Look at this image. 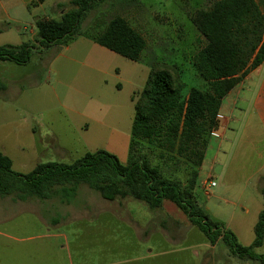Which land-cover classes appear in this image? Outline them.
<instances>
[{"label": "rangeland", "instance_id": "1", "mask_svg": "<svg viewBox=\"0 0 264 264\" xmlns=\"http://www.w3.org/2000/svg\"><path fill=\"white\" fill-rule=\"evenodd\" d=\"M71 0H0V47L35 45V22L41 17L58 18L69 9ZM212 1V0H211ZM210 0H105L96 3L81 24V31L97 35L108 21L122 17L145 40L146 46L137 61L127 60L93 42L72 40L68 48L52 46L34 50L26 65L0 62V151L12 163V171L26 175L38 163L71 164L86 153L106 152L125 165L128 162L130 128L134 100L142 90L150 67L155 63L175 64L181 70L182 94L190 89L207 91V84L193 67L196 53L205 45L189 16L207 9ZM248 130L233 138L219 140V153L205 155L194 167L184 156L174 152L161 154L157 140L141 141L138 155L150 157L166 179L187 185L196 171L194 199L208 216L226 227L249 246L253 229L249 226L262 207V197L254 188L259 164L255 153L264 151V130ZM226 135L231 136L227 130ZM225 136V138H228ZM211 135L207 137V142ZM217 139V137H216ZM212 147L214 143L209 141ZM243 170L234 174V168ZM250 176V178H249ZM215 183L214 187L210 185ZM80 186L70 200L79 221L71 226L62 222L58 199H29L19 202L13 196L0 198V264H8L3 253H59L61 238L48 234L66 232L64 253H136L130 234L108 227L88 225L86 213L106 210V214L128 216L132 212H153L161 225L160 237H154L149 249L173 253L162 264H256L230 254L222 241L208 247L205 235L192 226L173 204L164 202L159 210L150 211L132 199L103 200L96 192ZM128 208V209H127ZM247 209V211H245ZM61 217V219L59 218ZM52 229V230H51ZM249 234L251 241L249 242ZM173 240L168 244L165 237ZM64 244H66L64 242ZM255 253L264 256V241ZM3 262V263H1Z\"/></svg>", "mask_w": 264, "mask_h": 264}, {"label": "trees", "instance_id": "2", "mask_svg": "<svg viewBox=\"0 0 264 264\" xmlns=\"http://www.w3.org/2000/svg\"><path fill=\"white\" fill-rule=\"evenodd\" d=\"M43 2L44 0H39ZM105 0H71L58 18L41 17L35 22L36 43L1 46L0 62L26 65L31 54L52 46H66L84 35L98 46L127 60L137 61L146 42L125 19L115 16L97 35L81 31L83 19L96 3ZM207 9L195 10L189 19L205 45L196 53L193 67L208 90L196 88L182 94L181 70L175 64L155 63L134 101L127 164L106 152L86 153L71 164L38 163L31 172L12 171L11 160L0 151V198L16 201L58 199L70 204L80 186L96 192L103 200L132 199L155 211L164 202L173 204L202 232L213 246L219 240L240 260L264 264L255 249L264 241V183L260 187L263 209L253 227L249 246L238 243L223 224L212 220L194 199L196 171L183 186L166 179L150 157L138 155L140 142L157 140L161 154L174 152L202 164L207 137L218 128L222 99L264 62V13L254 0H210ZM0 85V91L3 90Z\"/></svg>", "mask_w": 264, "mask_h": 264}, {"label": "crops", "instance_id": "3", "mask_svg": "<svg viewBox=\"0 0 264 264\" xmlns=\"http://www.w3.org/2000/svg\"><path fill=\"white\" fill-rule=\"evenodd\" d=\"M258 5L262 13H264V0H254ZM84 33V32H83ZM84 39L88 42H92L84 35L76 37L77 39ZM73 42V41H72ZM71 42V43H72ZM63 46L64 49L68 48L71 44ZM218 128L211 133V138L207 142L204 157L210 151H214V159L219 153V140L233 138L234 134H238L241 130H248V139L251 146H254L255 139L252 137V131L264 130V62L256 69L250 71L241 81L222 99L219 113L217 116ZM227 130L231 131V136L226 135ZM227 136L228 138H225ZM217 137V139H216ZM209 141H212L214 145L210 147ZM252 151L256 155L259 164L255 167L253 174L257 176V181L254 183V188L257 192L260 191L261 185L264 183V151L263 153L257 152L255 149ZM208 152V153H206ZM204 160V159H203ZM234 174L243 170V166L233 169ZM250 178V176H249ZM86 188V187H85ZM87 190H89L87 188ZM78 193V191H77ZM260 193V192H259ZM47 201V200H46ZM53 202V200H49ZM58 205L62 208L63 220L59 222L57 218L51 219L53 227H57L60 223L64 226H71L74 222L79 221L80 214L74 213L70 204ZM88 204L81 206L78 210L84 213L87 217L86 221L88 225L96 227L103 226L102 233L109 231L108 227L115 226L118 231L130 234L136 242L138 250L136 253H64L65 247L67 248V236L66 232L52 233L45 237L47 238H61L62 245H57L56 249L59 253H3V256L8 264H162L161 260L167 258L173 253L168 252H156L154 249H149L150 242L154 237H160L161 223L159 217H154L153 212L134 211L128 209V216H119V218L112 216V214H106V210L94 211L92 213H86ZM261 209L256 211V219L249 226V232L253 229ZM247 211V209L245 210ZM61 219V217H59ZM228 225H226V229ZM52 230V229H51ZM165 237V241L168 244H172L173 240ZM237 241L238 239L236 236ZM254 238V235H253ZM207 240V239H206ZM249 242L251 237L249 234ZM64 242L66 244H64ZM240 242V241H239ZM206 247L209 246L205 244ZM199 264H202V256L199 257ZM3 263V262H1Z\"/></svg>", "mask_w": 264, "mask_h": 264}, {"label": "built area", "instance_id": "4", "mask_svg": "<svg viewBox=\"0 0 264 264\" xmlns=\"http://www.w3.org/2000/svg\"><path fill=\"white\" fill-rule=\"evenodd\" d=\"M210 186H211V187H214V186H215V183H212Z\"/></svg>", "mask_w": 264, "mask_h": 264}]
</instances>
